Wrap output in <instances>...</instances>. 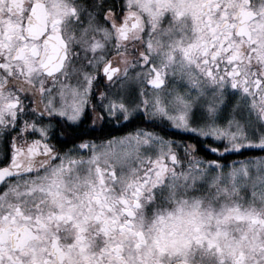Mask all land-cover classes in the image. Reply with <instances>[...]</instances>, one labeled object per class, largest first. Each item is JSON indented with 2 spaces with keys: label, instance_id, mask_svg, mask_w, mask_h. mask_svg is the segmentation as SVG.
<instances>
[{
  "label": "snow or ice",
  "instance_id": "6c2138e0",
  "mask_svg": "<svg viewBox=\"0 0 264 264\" xmlns=\"http://www.w3.org/2000/svg\"><path fill=\"white\" fill-rule=\"evenodd\" d=\"M0 264H264V0H0Z\"/></svg>",
  "mask_w": 264,
  "mask_h": 264
},
{
  "label": "flooded vegetation",
  "instance_id": "af4514ba",
  "mask_svg": "<svg viewBox=\"0 0 264 264\" xmlns=\"http://www.w3.org/2000/svg\"><path fill=\"white\" fill-rule=\"evenodd\" d=\"M191 135H194V134H184V133H180V136L178 137V139H181V138H183V139H188L189 136H191ZM209 142H210V141H209ZM203 145H206V143L203 142ZM203 145H202V147H203ZM204 150L207 151L206 148H205ZM225 157H227V156L225 155ZM209 158H211V156H210Z\"/></svg>",
  "mask_w": 264,
  "mask_h": 264
},
{
  "label": "trees",
  "instance_id": "16d2710c",
  "mask_svg": "<svg viewBox=\"0 0 264 264\" xmlns=\"http://www.w3.org/2000/svg\"><path fill=\"white\" fill-rule=\"evenodd\" d=\"M171 134V133H170ZM180 136V134H178V135H176V138L178 139V137ZM206 144H208L209 143V141H204ZM215 146H217V147H223V145H215ZM245 154H247V153H245ZM227 157H225L226 159H233V156L232 155H230V154H227L226 155ZM211 158H216V156H211Z\"/></svg>",
  "mask_w": 264,
  "mask_h": 264
},
{
  "label": "rangeland",
  "instance_id": "374dc122",
  "mask_svg": "<svg viewBox=\"0 0 264 264\" xmlns=\"http://www.w3.org/2000/svg\"><path fill=\"white\" fill-rule=\"evenodd\" d=\"M234 158V157H233ZM228 160H231V159H228Z\"/></svg>",
  "mask_w": 264,
  "mask_h": 264
}]
</instances>
